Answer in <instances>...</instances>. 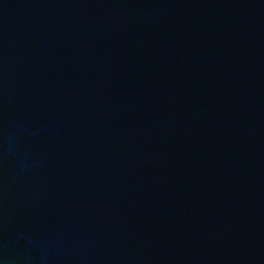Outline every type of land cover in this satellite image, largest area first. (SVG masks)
<instances>
[{"label": "water", "instance_id": "water-1", "mask_svg": "<svg viewBox=\"0 0 264 264\" xmlns=\"http://www.w3.org/2000/svg\"><path fill=\"white\" fill-rule=\"evenodd\" d=\"M0 264H264V0H0Z\"/></svg>", "mask_w": 264, "mask_h": 264}]
</instances>
